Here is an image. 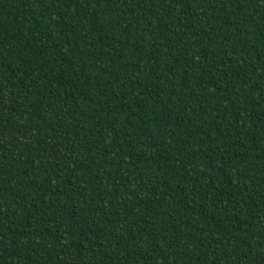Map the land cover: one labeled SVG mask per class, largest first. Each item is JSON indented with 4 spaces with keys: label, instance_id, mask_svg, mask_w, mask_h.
<instances>
[{
    "label": "trees",
    "instance_id": "1",
    "mask_svg": "<svg viewBox=\"0 0 264 264\" xmlns=\"http://www.w3.org/2000/svg\"><path fill=\"white\" fill-rule=\"evenodd\" d=\"M0 264H264V0H0Z\"/></svg>",
    "mask_w": 264,
    "mask_h": 264
}]
</instances>
